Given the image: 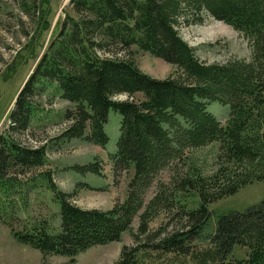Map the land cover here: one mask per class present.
Segmentation results:
<instances>
[{"label": "trees", "instance_id": "1", "mask_svg": "<svg viewBox=\"0 0 264 264\" xmlns=\"http://www.w3.org/2000/svg\"><path fill=\"white\" fill-rule=\"evenodd\" d=\"M70 6L75 16L67 15L48 43L0 134V192L26 206L24 183L47 163L45 145L26 144L24 136L35 116L36 95L48 84L75 104L67 114L71 123L63 133L66 139L84 138L105 147L109 112L121 114L111 160L115 173L134 167V176L127 199L101 210L75 205L73 194L58 188L51 171H41L60 203V231L50 233L39 226L13 230L14 236L44 258L61 255L70 258L65 264H74L91 247L120 241L139 217L138 231L132 230L135 244L124 246L114 264H264V200L243 212L219 216L208 246L198 243L212 216L211 203L264 180V0H70ZM205 13L248 38L251 61L207 64L198 58L179 27L201 22ZM39 20L44 22V17ZM133 47L175 65L177 71L164 79L151 77L133 59ZM122 95L126 98L119 99ZM206 101L229 106L226 125L207 110ZM214 143L227 166L208 177L192 169L175 177L173 187L157 184L160 192L146 202L145 194L160 172L183 162L191 150ZM74 169L96 174L101 165ZM192 191L200 198L199 206H180L175 225L151 232L150 222ZM236 246L248 248L247 258H231Z\"/></svg>", "mask_w": 264, "mask_h": 264}, {"label": "rangeland", "instance_id": "2", "mask_svg": "<svg viewBox=\"0 0 264 264\" xmlns=\"http://www.w3.org/2000/svg\"><path fill=\"white\" fill-rule=\"evenodd\" d=\"M39 1V2H38ZM37 3V8L35 4ZM67 15L75 16L70 0H0V134L9 126L10 114L15 107L18 94L35 70L48 43L60 32ZM40 16L44 22H40ZM181 36L194 49L198 58L207 64L228 63L234 60H252V46L248 38L228 23L205 13L199 23L181 24ZM133 59L139 68L154 78L164 79L177 71V67L151 53L132 48ZM37 109L24 142L31 146L45 145L47 163L37 169L33 178L25 182L22 190L26 206L21 199L8 200L0 192V264H65L70 258L49 255L20 242L15 231L32 230L44 226L50 233L60 231V203L48 188L41 171H51L58 188L73 194L71 201L85 209L108 210L116 202L128 197L129 184L134 176V167L115 173L111 157L117 151L120 136L121 114L111 109L105 126L109 142L105 147L90 143L86 139H66L63 133L71 120L67 114L75 104L62 98L54 85L48 84L44 91L36 95ZM126 98L125 95L119 99ZM207 102V101H206ZM207 110L226 125L230 109L219 102H207ZM89 132V130H88ZM99 162L100 173L75 170ZM219 145L214 143L201 149H193L183 162H175L156 178L145 194L146 202L157 195V184L166 183L173 187V179L184 173H202L203 177L214 175L222 166ZM173 177V178H172ZM170 193L169 189H166ZM172 192V191H171ZM264 200V180L247 184L233 195L209 205L212 216L203 229L202 246H208L209 236L215 231L219 216L232 212H243ZM172 210H165L150 222L151 232L164 230L175 225L180 206L185 210L196 209L200 198L196 191L184 193L182 200ZM139 217L132 229L123 233L120 241L93 246L76 257L74 264H114L124 246L133 245V233L138 231ZM141 239L144 238L141 236ZM248 248L236 246L232 259L247 258ZM46 260V261H44Z\"/></svg>", "mask_w": 264, "mask_h": 264}]
</instances>
